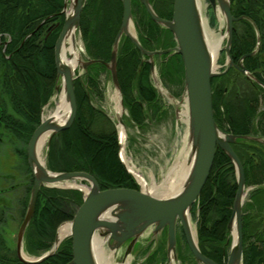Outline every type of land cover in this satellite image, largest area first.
<instances>
[{
	"label": "trees",
	"instance_id": "1",
	"mask_svg": "<svg viewBox=\"0 0 264 264\" xmlns=\"http://www.w3.org/2000/svg\"><path fill=\"white\" fill-rule=\"evenodd\" d=\"M170 2L172 15L174 0ZM64 5L65 0H0V90H4L10 97L16 114L24 116L26 120L25 123L18 122L13 115L8 114L5 102L0 99V125H5L17 136L24 137L27 144L41 124L42 108L53 96L57 84L55 45L65 21V15L62 13ZM231 5L235 17L247 15L258 25L261 33V51L256 56L247 58L245 65L264 82V0H231ZM115 7L117 8L115 11L120 9L121 13H116L113 25L109 27L111 22L104 21L105 30L111 29L109 33L103 32L105 30L98 27L96 32L91 31V26L87 22L86 8L81 17V31L89 44V55L106 62L111 59L112 45L123 18L122 4L117 3ZM136 14L142 16V13ZM144 15L145 25L156 26L146 13ZM210 16L211 25L214 26L217 22L216 17L214 14ZM43 22L45 23L41 25ZM240 25L245 27L242 33L238 32ZM144 35L150 37L148 33ZM151 36L152 38L156 36L158 44L164 45L163 47L176 45L171 32H168V37L161 31L154 32ZM255 45L256 33L252 25L246 20L235 23L232 44L234 61L237 62L243 55L251 53ZM140 57V52L135 45L124 38L120 46L118 62V75L124 99L125 93H129L128 97H131L130 86L135 82L137 95L147 104L153 102L157 95L153 86H150L149 65L144 64L139 69ZM161 69L164 76L170 73L174 82L178 81L183 86L185 70L183 59L179 54L170 57L168 63ZM104 71L107 69L102 64L90 67L88 78L86 76L88 89L81 81L75 82L78 115L69 130L54 137L49 150V165L55 171L87 172L96 177L102 189L134 187L138 190L136 186H129V183L132 185L135 183L118 159L117 137L112 131L114 129L110 128V123H105L103 134L96 135L109 143L108 148L116 173H111L101 164L95 163L94 159L88 156L86 149L83 150L80 145V142H83L86 148L92 141L88 125V121H92L91 116L94 113L103 116L101 111L94 109L91 105L90 92L93 91L101 72ZM212 86L214 118L221 129L235 135H249L254 132L264 134V111L260 114L258 112L260 106L264 104V88L256 83L253 85L234 68L226 75L214 78ZM124 101L131 111L132 118L138 123L142 122L144 113L141 106L129 103L126 99ZM257 115L259 119L255 128ZM85 124L88 127H85ZM107 130L109 131L105 132ZM59 138H61L60 142ZM232 147L244 165L246 184H262L264 145L239 140ZM233 170L234 166L229 157L218 148L209 179L193 208L194 218L199 212L197 230L200 249L204 255L218 264H226L232 244L228 223L238 191L237 180L231 183L228 177L231 173L235 179ZM252 198L253 203L247 206L249 211L255 212L257 208L264 209V189L254 192ZM38 203H40V209L38 211L37 207L36 215L26 234V250L34 254L41 253L37 250L39 245H41L40 250L50 247L60 224L73 220L76 209L83 203V195L77 190L42 188ZM257 212L243 217V264H264V232L257 234V231H254L256 226L252 223V216L258 215ZM180 237L187 252H183L180 248L181 258L183 257L187 264H196L183 232ZM161 253L165 256L163 247L161 249L159 247L151 259ZM72 256V239L69 238L62 243L55 256L41 264H67L72 260ZM16 262L23 264L17 259Z\"/></svg>",
	"mask_w": 264,
	"mask_h": 264
},
{
	"label": "water",
	"instance_id": "2",
	"mask_svg": "<svg viewBox=\"0 0 264 264\" xmlns=\"http://www.w3.org/2000/svg\"><path fill=\"white\" fill-rule=\"evenodd\" d=\"M152 19L159 25L169 29L174 35L176 47L168 52L182 56L185 69V94L188 107V128L190 134L191 151L189 166L191 171L178 195L170 197L153 196L145 191L129 188H112L102 190L98 180L86 172H53L47 166L39 164L38 143L41 138L49 134L48 145L51 139L69 130L78 114V104L74 82L76 70L62 60L64 47L70 38H75L80 29L81 15L84 0H65V22L55 45V64L58 80L55 92L64 90L69 114L64 122L49 117L41 122L34 131L28 144V163L33 173L34 183L26 216L20 227L18 236V251L21 262L25 264H41L53 257L60 244L56 238L53 249L40 258L24 257L23 240L35 213L38 195L42 188H62L59 184L75 182L79 186L85 181L89 184V191L76 187L83 192L84 201L78 208L71 225L73 256L69 264H98L95 254V236L105 239L114 252L128 243L125 258L133 252L144 234H150L151 240L157 239L166 230L167 258L170 264L179 259L177 232L178 225L183 229L187 245L197 264H218L204 255L199 247L198 233L192 224V210L209 179L220 148L235 167L238 191L235 197L232 216L228 229L233 236L229 256L226 264H243L244 232L243 209L246 197V175L244 166L234 151L232 145L239 139L259 142L264 145V138L251 136H237L223 132L214 119L212 79L226 74L231 68L237 69L248 80L264 87L259 79L245 66L244 61L256 55L260 45L251 53L241 57L237 64L231 56L233 43L234 23L241 20L251 21L246 16L235 17L232 14L231 0H208L216 15L220 10L226 22L225 34L220 38L226 45L221 52L226 54V69L217 71V62H214L210 46L207 41L208 23L204 10L200 8V0H174L172 20H163L156 15L149 0H141ZM123 19L121 28L115 38L111 59L109 62L89 60L80 62V69L87 70L90 65L103 64L110 71L120 104L124 108L122 90L118 77V57L123 37L129 38L139 49L142 57L151 58V74L156 76V66L153 61L158 53L147 51L132 31L133 24L132 0H123ZM252 22V21H251ZM43 22L42 24H44ZM255 26V24L252 22ZM256 27V26H255ZM258 42L260 33L256 27ZM220 52V53H221ZM119 123L124 125L123 118ZM122 145V143H120ZM133 173L131 170L129 171ZM69 188V187H64ZM195 230V231H194ZM195 232V233H194Z\"/></svg>",
	"mask_w": 264,
	"mask_h": 264
},
{
	"label": "rangeland",
	"instance_id": "3",
	"mask_svg": "<svg viewBox=\"0 0 264 264\" xmlns=\"http://www.w3.org/2000/svg\"><path fill=\"white\" fill-rule=\"evenodd\" d=\"M91 4H87L85 2L83 10L86 8L87 22L88 24H90L91 27L90 26L89 27L91 31L93 32L97 31V27L101 30H105L104 21L111 22L109 26L111 27V25H113L114 23L116 13H121L120 9L115 11V9L117 8L114 5H111L108 1L94 0V3L92 5ZM203 8H204L205 16L208 13L213 14V13L208 12L209 4L207 0H203ZM64 9H65V6H64ZM210 11L212 12V9H210ZM62 13L65 15L64 10L62 11ZM242 16L248 17L258 28V25L254 19H252L251 17L247 15H242ZM136 17L141 23V25H143L144 19L142 18V16L136 14ZM209 21L210 20L208 17V24H207L209 25L208 29L215 31L216 35L219 38L224 36L225 23H224L223 16L221 15L220 10H217L216 12L217 22L215 23V25L211 26L209 24ZM251 21H248V22L252 25L256 33V45L253 51L258 47V44L260 45L259 51L256 53L257 55L261 51V33L258 28L259 33H260V43H259L258 38H257V32L255 29L256 27L252 24ZM121 25H122V22H121ZM121 25H120V28H121ZM134 25H135L136 32L141 35L140 33L141 31L136 28L135 22H134ZM81 29L82 28H81V21H80V29L77 31V36H78V41H79L78 48L82 55L83 60L84 61L85 60L86 61L101 60V59L93 58L91 57V55H89L90 47H88L89 44L84 39ZM244 29H245L244 25H240L238 27V32L242 33ZM110 30H105L103 32L109 33ZM142 30L144 31L145 29H142ZM152 33H150V35ZM102 39L104 38L102 37ZM145 39L149 40V37L145 36ZM148 43L152 47V50L154 49V52L158 53L156 55H159V57L161 58V60L159 61L161 62V64L157 66V74L155 78L152 77L150 78L151 80L149 81L150 86H153V88L155 89L157 96L153 102L151 101L147 103L148 104L147 105L146 101H141L140 97L137 95V89H135V82L131 84L130 91H129L131 92V97H128L129 93H125V96H126L125 99L128 100L129 103H133V104H137L141 106L142 111L144 113V117H143L142 122L138 123L132 118L130 109L125 105V101H124L125 99H124V95L122 92V98H123L125 110L122 108L124 110V115L120 117L123 118L124 125L126 124L125 126H126V130L128 134V137L126 139V160L127 162L124 161V159L122 158V154H121L122 145H120L121 143L120 126L122 124L119 123L118 121L119 117L115 111L116 98H117L116 89L113 84L110 71L107 68L106 69L108 72L107 71L101 72V75L98 78V83L97 84L95 83L96 86L93 88V91L90 92L91 105L94 107V109L96 108L97 110L101 111L104 117L98 114H95V113L91 116L90 120L92 121H88V125L90 129L89 133L92 136V139H91L92 141L89 142L90 144H88V147L86 146V148H84L83 142H80L82 149L83 150L86 149V151L88 152V156L92 157L95 163L101 164L103 167L106 168V170H108L111 173H116V167L114 166V162L112 160V157L110 156L111 155L110 149L108 148L109 143L104 142L96 135V134H99V135L103 134L104 132L103 127L105 123H110V128L114 129L112 131L115 133L117 137L118 159L121 162L122 166L124 167L125 171L132 177L135 183L134 185L129 183V186H136L138 187V190L142 189L140 187L141 185L140 183H139L140 186L138 185L139 181L137 177L133 173L131 174L129 172L128 166L129 165L134 166L135 170L138 171L145 178L146 182L150 185H152L153 182H156L158 185H160L168 178L170 179V182L171 181L175 182L177 179L175 177L177 175L180 176L183 171L181 172L173 171V168L177 162L181 164L183 163L182 154L185 153L184 152L185 150V144H184L185 137L184 136H187V133H188V117L182 116V111L187 110V102H186L187 96L185 94V73H184V83L182 86L181 84L178 83V81L174 82L173 76L170 77V73L167 76H164L163 69H161L162 66L168 63L170 57H172L173 55H176V53L174 52H168V50L173 49L174 47L172 46V47L166 48V47H163L164 45L158 44V38L156 36L154 37V41L149 40ZM140 56L141 57H140L139 69L143 66L142 64L143 57L142 55ZM101 61H104V60H101ZM234 63L237 64L238 61L237 62L234 61ZM93 65H96V64H93ZM93 65H90L89 69L85 70L86 72H84V70L80 72L78 70L76 71V81H81L82 84L85 85L86 89H88L87 88L88 80L86 79V76L88 78L90 67H92ZM217 65H218V68H217L218 72L222 73L225 71L226 56H225L224 51L220 53V58L217 61ZM224 75H220L218 77H221ZM251 83L254 85V83L256 82L251 81ZM243 86L246 88L245 85ZM59 92L54 91L53 96L50 98L48 103L42 108L41 122L44 119L49 118L51 114L55 112L57 108ZM0 99H3V101L5 102L8 114H10L11 116L13 115L18 122L25 123L24 121L26 120L24 116H20L16 114V112L13 109V105L10 101V97L2 89L0 90ZM221 110H223V108ZM262 111H264V104L260 106V109L258 111L259 114ZM257 116L255 117V125H254L255 128H257V121L259 119V115ZM85 127H88V126L85 124ZM226 127L228 128L229 126L226 124ZM221 130L225 133L232 134V133L227 132L226 130H223V129ZM108 131L109 130L105 132H108ZM93 132H95V134ZM254 133H251L249 135H237V136H251V137H256V138H264L263 133L261 132L259 133L256 132L255 134ZM54 137L51 139L50 144L48 145L47 143L44 149L42 150L41 157L45 160L48 170L53 171V172H62V171H55L51 169L49 165L50 163V156H49L50 151L49 150H50V146H51V143ZM60 139L61 138H59V142H60ZM239 140H243V139H239ZM243 141L254 142V141H249V140H243ZM28 144H27V140L24 137L21 138L17 136L16 134H14L13 132H11L10 130H8L5 125H0V237L5 240L7 244L6 248L7 249L10 248L12 251H14L15 249L17 237L19 236L20 223L23 221L27 213V209L29 206L30 198H31V191H32L33 183H34L33 173L29 168L28 159L26 157V154L28 153ZM185 167H186V164H185ZM181 169L182 168H179L178 170H181ZM233 173H234L235 179H233L232 177L233 174L231 173L228 176L229 181L231 183L237 180L235 167H234ZM82 184H83L82 186L80 185L81 188L82 187L87 188L88 184L86 185V182ZM115 188H129V189L137 190L134 187L133 188L132 187H115ZM55 189L66 190V191H72V190L80 191L78 189L70 188V187L69 188H55ZM106 189H112V188H106ZM262 189H264V180L262 184H259V185H256L254 183H251L249 185L246 184V197H245V204H244V209H243V217L250 213L254 214L255 212L259 211L257 212L258 215L252 216V223L254 224V226H256V228H254V231H257L256 232L257 234H261L264 232V209L257 208V211L254 212V211H249L247 206L253 203V198H252L253 193L256 192L257 190H262ZM80 192L82 193L83 199H84L83 192L82 191ZM39 206H40V203H38L37 201L35 213H34L32 220L34 219L36 215L37 207L39 211L40 209ZM78 208L76 209V212ZM232 211H233V208H232ZM197 213L198 214L195 216V218L192 214V224L195 230H197V226H198L199 212ZM32 220H31V223H32ZM70 222L71 221H65L63 223L67 224ZM61 225L62 224L58 226V228L56 229V232H58ZM29 227L27 228L26 234L28 232ZM197 233H198V230H197ZM181 234H182V231H181V228H179V232H178L179 259L178 261L175 262V264H187L183 260V257L181 258L182 253L180 252V248L183 252H186L185 247H184V242L181 241V237H180ZM230 236L233 242V236L231 233H230ZM69 238L70 237L68 236L66 240ZM55 241H56V235H55V239L53 240V242L50 243L49 248L45 250H40L41 245H39L37 246V250H39L41 253L40 254L30 253L31 255H28V257L30 258L43 257L45 254L49 253L53 249L55 245ZM166 243H167V239H166L165 233L158 236V238L157 239L155 238L154 240H151L149 238L143 243V247H140L139 252L136 253L135 252L136 249H134V252L127 259H131L130 264H170L167 258V244ZM198 243H199V238H198ZM156 244L158 246H156ZM157 247L158 249L159 247L160 249L163 247V250H165V256H163L161 253L159 255H156L153 259H151L153 255H155L156 251L158 250ZM104 250L107 256L113 257L112 258L113 264H125L126 247H123L122 249L114 252L113 250L109 248L108 243H105ZM229 252H230V249H229ZM229 252H228V256H229ZM3 254L7 256L11 255L12 257L14 255L12 254V252L10 254H6V252H3ZM9 259H12V258L9 257ZM0 260L3 262L2 263L0 261V264H4V261H3L4 259L0 257ZM70 262H68L67 264H69ZM195 263L197 264L196 261Z\"/></svg>",
	"mask_w": 264,
	"mask_h": 264
},
{
	"label": "bare ground",
	"instance_id": "4",
	"mask_svg": "<svg viewBox=\"0 0 264 264\" xmlns=\"http://www.w3.org/2000/svg\"><path fill=\"white\" fill-rule=\"evenodd\" d=\"M207 2H208V0H207ZM199 5H200V8L204 10V8H203V0H200ZM210 7L211 6L209 5L208 12L213 13L215 15L213 10H212V12L210 11ZM68 10H69V6H68ZM210 15L211 14H209V16H208L209 18L211 17ZM215 17H216V15H215ZM224 23H225V28H226L225 20H224ZM208 26L209 25H206L207 41H208V44L210 46V50H211L214 62L215 61L217 62L218 59L220 58L221 48L224 45V43L226 45V41H224V43H222L220 38L216 35V32L208 29ZM131 29L136 34V29L134 28L133 24L131 25ZM78 47H79V41H78V36H77V33H76L75 38L74 39L70 38L68 40L66 46L64 47L62 60L64 61L65 64L69 65L72 69H75L76 71L78 70L80 72L82 70L80 69L79 65H80V62L82 61L83 58H82V55H81ZM148 58L151 59L150 57H148ZM153 61L155 63V56H154ZM146 62H147V58H146V56H144L142 64H144ZM155 66H156V63H155ZM259 81L264 85V82H262L260 79H259ZM257 85H259L262 88H264L262 85H260L258 83H257ZM116 95H117V98H116L115 111H116L118 117H120V116L124 115V110L122 109V107L120 105L119 95L117 93H116ZM68 114H69V106H68V103L66 102L65 92H64V90H62V91L59 92L57 108H56L55 112L51 114V116L54 117L55 120H58L60 122H64L66 120V118L68 117ZM182 116H187L188 117V109L182 111ZM46 119H48V118H46ZM120 134H121V143H122L121 154H122V158L124 159V161L127 162V160H126V139L128 137V134H127V130H126L125 126H122V125L120 126ZM184 137H185L184 138V144H185L184 152L185 153L182 154L183 163L181 164V163L177 162L176 165L173 168V171H180V172L183 171V172L181 173L180 176L177 175L175 177V178H177L175 182H173V181L170 182V179L168 178L167 180H165L160 185H158L156 182H153L152 185H150V184H148L146 182L145 178L138 171L135 170L134 166H132V165L128 166L129 171L131 170L133 172V174L137 177V179L139 181L138 185H139V183L141 185V186L140 185L139 186L142 189H139L138 191L142 190V191H145V192H147V193H149V194H151L153 196H159V197H170V196H175V195L179 194V192L182 190V187H183V185H184V183H185V181H186V179H187V177H188V175H189V173L191 171V168H190V166L188 164V162H189V160H188L189 159V154H190V151L192 149L191 148V144L189 143V142H191L190 141L189 128H188L187 136H184ZM48 140H49V134H46V135H44L41 138V140L38 143V161H39V164H41L43 166L46 165V162L41 157V153H42V150L44 149V147L46 146V144L48 143ZM256 143H259V142H256ZM27 159H28V155H27ZM185 164H186V167H185ZM179 168H182V169L178 170ZM68 173H70V172H68ZM82 183H85V181H83ZM87 184L88 183L86 182V185ZM59 185L62 188H64V187H70V188L80 187L75 182H67V183H63V184H59ZM88 187H89V184L87 185V188L82 187V189H84V191L87 193L89 191ZM100 187H101V185H100ZM102 190H105V189H102ZM70 233H71V225L69 223H67V224L66 223H62V225L59 228L58 232H56V238L58 240V244L61 243L60 246L66 240V238L70 235ZM146 237H147V234H144V236L141 238V240L145 239ZM106 242L107 241L105 239H103L102 237L95 236V254H96V259H97V263L98 264H113L112 263V258L113 257L112 256H107L106 253H105V250H104V245H105ZM127 246H128V244H125L123 247H126V249H127ZM23 256L24 257H28V255L25 252L23 253ZM125 260H126L125 264H130L131 259H127L126 258Z\"/></svg>",
	"mask_w": 264,
	"mask_h": 264
},
{
	"label": "flooded vegetation",
	"instance_id": "5",
	"mask_svg": "<svg viewBox=\"0 0 264 264\" xmlns=\"http://www.w3.org/2000/svg\"><path fill=\"white\" fill-rule=\"evenodd\" d=\"M102 1H108L111 5H115L117 6V3H121L122 6H123V0H102ZM85 2L87 4H93L94 3V0H84V5H85ZM150 4L152 5L155 13L157 16H159L161 19L163 20H172L173 19V11H174V2H173V11H172V15L170 14V7H171V2L170 0H149ZM91 4V5H92ZM87 6V5H86ZM110 6V5H109ZM119 10V9H118ZM122 13H124V9L122 11ZM136 13H142V18L144 19L145 15L144 13H146L149 18L152 20V22L158 26L159 30L157 29L156 26H153V25H145L143 23V25H141V23L139 22V20L137 19L136 17ZM135 14V16H134ZM132 15H133V25H134V22L136 24V28L139 29L141 32V35L137 34V37H138V40L140 41L141 45L147 50V51H150V52H154V49L152 50V47L150 46V44L148 43L149 40H152L154 41V38H152V36L150 35V33L152 32H162L163 34H165L167 37H168V32H170L168 29H166L165 27L157 24L153 19L152 17L150 16V14L148 13V11L146 10L144 4L142 3L141 0H132ZM134 28H135V25H134ZM142 29H145L144 31ZM145 33H148L150 35L149 37V40H146L145 39V36L144 35ZM128 39V38H127ZM165 40V38H164ZM176 46V45H175ZM173 46V47H175ZM147 58V62L144 63V64H147L149 65V70L151 72V60L148 58V56H146ZM161 60V58L159 57V55H155V63H156V68L157 66H159L161 64V62H159ZM143 64V65H144ZM151 76V74H150ZM30 168V167H29ZM31 170V169H30ZM37 201H38V198H37ZM24 220V219H23ZM23 222V221H22ZM22 222L20 223V227L22 225ZM20 229V228H19ZM147 239H143L142 241H140L137 246H136V250L135 252H139V249H140V246L143 247V243L146 241ZM140 245V246H139ZM7 244L5 242V240L3 238L0 237V257L2 259H4V264H17L16 260L15 259H18L20 262V258H19V251H18V237H17V241H16V244H15V249L14 251H12L10 248L7 249L6 248ZM156 246H158L156 244ZM23 249H24V252L27 254V255H31L28 251H26V234H25V237H24V240H23ZM158 249V247H157ZM3 252H6V254H10L12 252L13 257L11 255L7 256V255H4ZM14 252V253H13ZM15 256V258H14ZM9 257H11L12 259H9ZM8 260V261H7ZM1 261V260H0ZM2 262V261H1ZM3 263V262H2ZM23 263V262H21ZM25 264V263H23Z\"/></svg>",
	"mask_w": 264,
	"mask_h": 264
}]
</instances>
